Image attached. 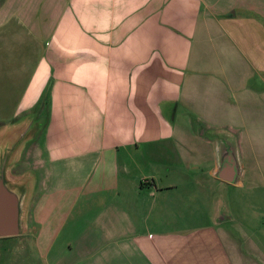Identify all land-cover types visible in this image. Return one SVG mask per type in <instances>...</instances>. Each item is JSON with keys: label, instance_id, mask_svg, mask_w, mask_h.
Segmentation results:
<instances>
[{"label": "crops", "instance_id": "1", "mask_svg": "<svg viewBox=\"0 0 264 264\" xmlns=\"http://www.w3.org/2000/svg\"><path fill=\"white\" fill-rule=\"evenodd\" d=\"M0 170V264H264V0H0Z\"/></svg>", "mask_w": 264, "mask_h": 264}, {"label": "rangeland", "instance_id": "2", "mask_svg": "<svg viewBox=\"0 0 264 264\" xmlns=\"http://www.w3.org/2000/svg\"><path fill=\"white\" fill-rule=\"evenodd\" d=\"M226 191V189H225ZM229 196V207L234 219L231 221V230L234 233H242L243 225L247 231L246 237L252 242H258L262 234L264 241V229L259 230L260 222L264 223V183L247 185L240 187H227ZM235 212L237 216L235 218ZM254 228V229H253ZM261 252L264 253V246H259ZM3 253L1 254V256Z\"/></svg>", "mask_w": 264, "mask_h": 264}, {"label": "water", "instance_id": "3", "mask_svg": "<svg viewBox=\"0 0 264 264\" xmlns=\"http://www.w3.org/2000/svg\"><path fill=\"white\" fill-rule=\"evenodd\" d=\"M235 168H233L234 171ZM226 180L233 179V174L228 170ZM19 194L15 185L9 184L0 170V237L11 236L19 233Z\"/></svg>", "mask_w": 264, "mask_h": 264}]
</instances>
